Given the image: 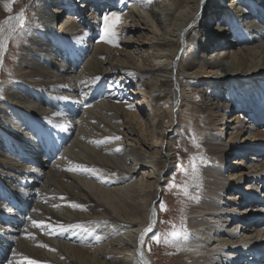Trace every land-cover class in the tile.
Segmentation results:
<instances>
[{"label": "bare ground", "instance_id": "bare-ground-1", "mask_svg": "<svg viewBox=\"0 0 264 264\" xmlns=\"http://www.w3.org/2000/svg\"><path fill=\"white\" fill-rule=\"evenodd\" d=\"M64 1L51 9H66L68 14L56 30L43 2L42 17L50 26L30 33L20 55V68H26L20 74L23 79L6 85L5 98L0 99V189L5 185L17 198L28 201L25 211H19L7 204L6 195L0 197V219L10 223L1 233L0 264H28V260L38 264H151L141 248L147 229L156 223L162 176L173 162L162 144L177 120L179 103L184 98L183 104H188L192 97L190 85L202 91L203 109L210 111L213 120L222 116L212 130L223 128L216 124L231 123L228 128L235 132L229 133L227 141L220 131L213 137L209 131L204 138L207 166L195 184L192 198L199 201L188 208L186 230L196 240L175 258L181 264H234L242 257L260 262L264 244L253 243L249 237L254 236L248 232L240 233L252 214H239L237 208L247 202L248 211L250 201L264 189V160L258 163L252 155L249 158L256 162L243 169V160L235 158L230 178L221 170L229 152L260 149L249 141H238L247 122L246 114L240 112L243 109L231 119L225 115L235 104L244 111L256 109L251 112L254 122L264 121V105L253 101L260 98L255 79L264 80V0H230L229 5L226 0H104L108 12L99 19L93 15L101 25L100 38L78 29L73 21L76 17L70 15H81L85 5L91 3V9L101 2ZM113 3L116 11H111ZM64 5L74 7L63 9ZM17 17L14 13L5 21L3 36L13 29ZM69 22L73 24L68 26ZM126 33L128 38L119 40ZM225 34L228 42L221 40ZM182 47L184 54L178 58ZM57 56L63 61L55 62ZM127 83L137 87L127 92ZM124 92L142 99L129 102L122 97ZM144 101L152 105L161 101L167 108L168 122L160 132L156 130L158 119L147 125L151 132L145 133L147 121L137 107ZM70 105L75 107L70 109L75 118L65 109ZM237 122L239 126L232 125ZM42 124L47 131L40 134L44 139L50 137V143L53 138L52 143L65 146L58 153L59 147L51 146L57 154L52 160L45 157L35 136ZM252 131L249 134L257 138L255 143L264 144V132ZM17 157L40 166L27 165ZM246 179L247 190L241 188ZM227 190L235 191L225 196ZM222 199L230 208L222 206ZM33 221L42 223L34 227ZM229 222L234 223L232 228L227 227Z\"/></svg>", "mask_w": 264, "mask_h": 264}, {"label": "rangeland", "instance_id": "rangeland-1", "mask_svg": "<svg viewBox=\"0 0 264 264\" xmlns=\"http://www.w3.org/2000/svg\"><path fill=\"white\" fill-rule=\"evenodd\" d=\"M58 1L59 0H53V1L52 0H47V1L46 0H0V29H2V31L5 30L4 28L5 21L8 19V17L11 14L15 13L19 16L21 11H23V16H24V21H25V26L23 30L19 28L17 20L13 23L12 27L14 30L8 33L7 35L8 38L5 41L6 50L1 52L2 54H1V59H0V99L5 98L3 92H4V88L6 87V85L8 86L14 83L17 84V82L19 83L23 79L20 74H22L26 70V68H20L21 65L19 63L22 61L20 58V55H21V52L23 51V47L25 46V44L29 42L28 37L30 33L32 31L33 32L43 31L45 29V26H44L45 24H48L50 26V22L45 21L42 17L41 7H42L43 2L47 3L44 9V12L45 14H47L48 12V14L50 15V21L52 22L51 24L52 29H55V30L58 29L60 25L62 24V22H65L64 20L66 19L65 15H68L66 9L62 12L60 10L55 11V12L51 11L53 7L60 5ZM96 1H99L101 3L97 4L95 7H92L91 9L89 6L91 3L87 4L83 8L84 11L81 12V15L74 14L70 16L76 17V20H73V21L78 27V29L80 28L83 30H87L88 32H91V34L95 33L97 34L96 37L100 38L101 25L98 19L99 17L103 16L106 12H108L109 7L103 4L105 3L104 0H96ZM63 2L65 1L63 0ZM225 2H227L228 4L230 3V0H226ZM64 6L65 8L66 6L74 7V5H64ZM112 6H110L113 9L111 11H116V9H118L115 3H113ZM232 6L234 5H231V7ZM91 11H94L96 13L91 14ZM94 14H95V17L98 19L93 17ZM72 22H69V24L67 25L70 26L71 24H73ZM215 30L217 31L216 28ZM125 32H127V30H125ZM0 35H3V34L0 33ZM190 36L191 34H188V36L186 37L188 39V43H190L189 42ZM126 38H128L127 33L124 34L121 38H119V40L121 41L126 40ZM228 39H229V36L225 34L222 36L221 40L228 42L229 41ZM184 45L186 47L187 42H184ZM183 47L177 51L178 58H180L181 55L184 54ZM212 50H214V47L209 49L206 52V55L210 56L209 53ZM85 55L86 54L82 56L81 60L85 59ZM53 59L55 62L63 61L61 56L54 57ZM78 64H80V61H78ZM72 66L76 68V66L74 65ZM255 81L258 82L257 87L259 88V91H260V98H255V100L253 99V101H255V103L257 105H260L261 107L262 105H264V80H262V78L260 77L258 79H255ZM190 86H189L190 89H194V91H192L191 93L192 97L190 100L187 101L188 104H183V101H186V99L184 98L182 99L183 96L181 95L182 100L180 99L181 100V102L179 103L180 108L177 109V113H178L177 120L175 117L172 123L173 125L171 124V126L169 127L168 137L167 139L164 140L162 144V148L164 147V149H166V151L169 154H171V156L173 157L172 158L173 162L170 163L164 176H162L161 185L159 186V190H160L159 192L161 195L159 194L158 198L156 199V205H157L156 206L157 208L155 209L156 210L155 211L156 212V223L154 224L152 230L149 231L148 234L146 235L145 247L141 248L142 251L145 252L146 255L149 254L148 256H149V261L151 264H181L183 262L182 260L180 261L177 258H175L176 254L178 252L179 253L183 252L182 248H185L186 246H188L190 242H193L196 240V236L194 235V233L191 230H189L188 232L186 230H188L187 229L188 220H189L188 218L190 216V213L188 212L189 210L188 208L195 206V204L198 203L199 201L198 198H192L193 193L196 192L195 184L197 182L199 172H201L200 170H203V168L207 166L204 164L205 163L204 158H207L208 156L205 150L206 145L204 143V138L208 135L209 131L213 133L211 134L212 137L214 136V133L220 131L222 133L221 137L223 138V140L227 141L229 139V133L231 131H233V133L235 132L234 131L235 129L228 128V126H230L231 123L229 124L226 123L223 125L216 124L217 127L221 128L222 126L223 128H221V130H216V131L212 130L213 123L220 121L217 119L221 118L222 116H217L216 120H213L210 111L203 109L204 106L201 101L202 100L201 95L203 94L200 88L199 87L197 88L194 85L193 86L190 85ZM126 87H127L126 91L128 92L131 90L134 91V88L137 86L135 85L132 86V84L127 83ZM125 93L126 92L123 93L122 97H125L124 99L125 100L127 99L129 102L132 101V98L135 99L138 97L136 96V94H132V92L131 93L129 92L130 94L128 93L125 94ZM139 99H142L140 95L135 100L140 101ZM137 107L140 108V110L143 113V114L141 113V117L143 118V120L147 121V124L144 126V130H145V133H147V135L149 132H151V126H147L148 124L149 125L155 124L157 120L159 119L158 127L156 130L157 132H160L163 129V126L168 122L167 108L162 105L161 101L155 102V104L153 103V105L152 103H150V101L149 102L144 101L142 102L141 105L138 104ZM200 107H202L203 110L201 112H198L199 111L198 109ZM74 108L75 107L70 105L69 109L67 108L65 109L70 112V109H74ZM239 110H242L240 112L243 115L246 114L245 118L247 122L244 124L243 131L238 133V141L239 142L249 141L252 146H255V147L260 146L261 150L260 149L259 151H251V150L246 151L245 150V152L242 154L229 152L227 159L224 163V166L222 167V170H221L223 175H227L228 178H230V174L231 172L233 173V169L236 166V163L234 162L235 158H241L243 160V163H242L243 169H246V167H248V165L252 162L251 158H249L252 155H254L256 158L259 159L257 160L258 163H261L264 160V151H263L264 144L260 143L261 145L260 144L257 145L255 143L257 138L254 139L252 137L253 135L251 136L249 134V130H253L252 133L254 134L264 132V121L254 122L253 117H252L253 113L251 112L254 111L255 113L256 109L251 110L250 108H248V110L244 111V108H242L239 105L237 106L235 104H232L229 107V111L225 115L226 117L225 119L233 118V116L236 115L235 113H237ZM73 112L71 111L68 115H70L71 117L73 116V118H75L76 115ZM239 123L240 122H237L232 125L236 127V126H239L238 125ZM43 125L44 124L40 125L39 130L36 131L37 133L40 134V132H43L42 131ZM250 125L254 126V128L253 129L248 128ZM36 132H35V136H36ZM65 133L66 131L64 132V134ZM37 139L40 142V138H38V136H37ZM69 139L71 141L72 138H69ZM69 139L67 140V142L64 143V145L65 144L67 145L70 142ZM148 142H151V141L148 140ZM47 143H49V141ZM40 146L43 149L45 147V146H42V144ZM64 147L60 151H63ZM45 157L49 158V160H52L54 158V156L49 157L47 155ZM17 158L19 160L24 161L27 165H30L33 167L40 166L38 165L39 163H36L34 161L28 162L19 157ZM255 162L256 160H254L252 163H255ZM193 164H195L196 166L195 170H193ZM210 166H216V165L210 164ZM138 175L139 174L137 172V177ZM35 176H39V174H35ZM248 181H249L248 179L243 181L241 184V188L245 190L249 189L248 188L249 186L247 185ZM253 184L255 187L256 186L260 187V185L257 183H253ZM6 188L7 186L2 185V188L0 189V197H2L1 196L2 193L7 192L6 190L8 188L7 189ZM185 189H186V193H185ZM234 191L235 190L225 191V194H226L225 196H227L230 193H233ZM258 193H259V197L254 198L255 200L250 201L251 205L249 206L248 211H245V209L248 208L247 202H244V203L242 202L238 204L237 211L239 212L237 213L246 214V215L247 213L252 214L248 216L249 218L247 217L248 218L247 221L243 222L244 223L243 227H245V229H242L240 233L244 232L243 235L249 233L254 236V238L249 237V239L253 240V243L264 244V203H263L264 202V198H263L264 189L262 190L259 189ZM17 199L20 200L19 198ZM221 201L225 203V204H222L223 207L227 209L230 208L229 202H227V200L222 199ZM7 204H9V202H7ZM27 204H28V201H27ZM26 207H28V205ZM19 211H25V210H19ZM259 211H262V214H259ZM233 222H237V219ZM253 222H255L254 225H253ZM7 224H10L8 220L0 219V239L3 238L1 233L3 231H6L4 227L8 226ZM233 226H234V223H231V222H229V225H227V227L229 228H232ZM253 227L255 230L252 232L251 229H253ZM258 230H260V232ZM172 233H177V235L173 237ZM255 234L257 235L255 236ZM213 244L214 243L212 242L211 245ZM211 245H209V247ZM252 256H255V255H252ZM262 260H264V256H261L258 259V261L260 262H257V263L256 262L252 263L250 262V260L242 257L239 260H237L234 264H241V262H244V261H247L246 264H248L249 262L250 264H264Z\"/></svg>", "mask_w": 264, "mask_h": 264}, {"label": "snow or ice", "instance_id": "snow-or-ice-1", "mask_svg": "<svg viewBox=\"0 0 264 264\" xmlns=\"http://www.w3.org/2000/svg\"><path fill=\"white\" fill-rule=\"evenodd\" d=\"M17 21H18V26L21 30L24 29V26H25V21H24V16H23V11H21V13L19 14V16L16 18ZM105 21L107 22V17H105ZM14 29H10V31H13ZM0 33H2V29H0ZM8 37L6 36H3V35H0V52H3L4 50H6V39ZM103 39V37H102ZM195 164H193V170H195ZM185 193H186V189H185ZM73 207H81L80 205H76V204H73L72 205ZM42 222L38 223L36 221H33V226L34 227H37V226H40ZM151 227H149V229H147V231H151ZM177 235V233H172V236L175 237ZM167 242V241H166ZM44 247H47V245H42ZM27 259V258H25ZM28 264H38V262L36 261H33V260H28Z\"/></svg>", "mask_w": 264, "mask_h": 264}]
</instances>
